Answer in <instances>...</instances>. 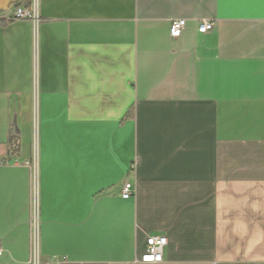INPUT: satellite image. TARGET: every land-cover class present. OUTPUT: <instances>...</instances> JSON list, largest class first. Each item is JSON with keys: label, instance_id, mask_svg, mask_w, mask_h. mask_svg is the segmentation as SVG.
Masks as SVG:
<instances>
[{"label": "crops", "instance_id": "0c3cea01", "mask_svg": "<svg viewBox=\"0 0 264 264\" xmlns=\"http://www.w3.org/2000/svg\"><path fill=\"white\" fill-rule=\"evenodd\" d=\"M18 1L0 0V264H264V0H38L36 26Z\"/></svg>", "mask_w": 264, "mask_h": 264}, {"label": "built area", "instance_id": "2783aa9c", "mask_svg": "<svg viewBox=\"0 0 264 264\" xmlns=\"http://www.w3.org/2000/svg\"><path fill=\"white\" fill-rule=\"evenodd\" d=\"M10 20H30L35 26L40 21V15L38 13V0H31L30 7L15 6L10 15ZM187 20L183 18H176L171 20L170 23V35L172 38H178L184 28L186 27ZM215 28V23L212 20H203L198 31L206 33ZM15 164L20 163V160L15 159ZM27 165H31L33 170L32 176V234L34 240L38 236L39 229V209H38V198H37V157L34 155L32 162H24ZM133 181L126 180L123 184L122 195L124 197L133 195ZM168 243V239L163 233H151L146 238L145 252L141 257V261L145 263H159L163 261V251ZM4 249L0 242V256L3 255Z\"/></svg>", "mask_w": 264, "mask_h": 264}, {"label": "trees", "instance_id": "16d2710c", "mask_svg": "<svg viewBox=\"0 0 264 264\" xmlns=\"http://www.w3.org/2000/svg\"><path fill=\"white\" fill-rule=\"evenodd\" d=\"M15 6H21L22 5V2L21 1H18L16 2V4H14ZM31 6V0L29 1V3L26 5V7H30ZM4 23V22H3Z\"/></svg>", "mask_w": 264, "mask_h": 264}]
</instances>
